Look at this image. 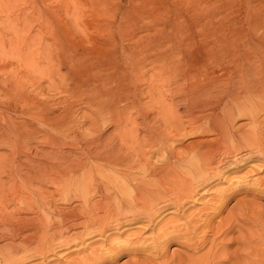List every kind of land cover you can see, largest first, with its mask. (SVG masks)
Masks as SVG:
<instances>
[{
  "label": "rangeland",
  "instance_id": "rangeland-1",
  "mask_svg": "<svg viewBox=\"0 0 264 264\" xmlns=\"http://www.w3.org/2000/svg\"><path fill=\"white\" fill-rule=\"evenodd\" d=\"M252 79L264 82V0H0V264H264V105L254 117ZM168 169L193 191L161 180ZM158 177L196 194L159 202L152 220L114 213L125 195L166 191ZM173 216L192 228L178 222V240L161 232Z\"/></svg>",
  "mask_w": 264,
  "mask_h": 264
},
{
  "label": "bare ground",
  "instance_id": "bare-ground-1",
  "mask_svg": "<svg viewBox=\"0 0 264 264\" xmlns=\"http://www.w3.org/2000/svg\"><path fill=\"white\" fill-rule=\"evenodd\" d=\"M247 58H249V56H248ZM247 58H246V59H247ZM241 67H242V66H241ZM253 70H254V69H253ZM245 72L247 73V71H245ZM240 73H241V68H240ZM248 73H250V71H248ZM247 75H248V74H247ZM253 75H255V74H253ZM248 76H250V74H249ZM244 77H245V76H244ZM241 78H242V77H241ZM251 78H252V74H251ZM247 79H250V78L248 77ZM245 82H247L245 85L248 86V90L250 91V92H248V96H249L251 93L254 94V96H255V95H258V94L260 95L259 102H255V101H253V100H254V96L252 95V96H253L252 104H249V105H253V106H254L253 108H255L254 111L251 110L252 115L255 117V116L259 113V111L261 110L262 105H264V101L262 102L263 104L260 103L261 98H263V95H262V94H263V92H264V82H263V81H255V80H253V79H252V80H248V81L246 80ZM261 82H262V83H261ZM244 87H245V86H244ZM262 90H263V91H262ZM234 95H235V94H234ZM244 95H245V93H244ZM236 96H237V95H236ZM250 96H251V95H250ZM243 97H244V96H243ZM255 98H256V96H255ZM246 99L249 100L248 97H247V98L245 97V100H246ZM238 100H240V99H238ZM245 100H243L242 103H239V107H238V104H237V107L239 108V111H240V112H244V111H245L244 109H245L247 106L249 107L248 104L246 105ZM240 101H241V100H240ZM261 101H262V100H261ZM233 102H237V100L235 101V99H234ZM191 103H192V102H191ZM248 103H250V102H248ZM240 105H241V107H240ZM228 106H229V105H228ZM226 107H227V106H226ZM248 107H247V108H248ZM229 108H230V107H229ZM238 108H237V110H238ZM247 108H246V109H247ZM250 108H251V107H250ZM262 108H263V107H262ZM230 109H231V108H230ZM232 109H233V108H232ZM234 109H235V108H234ZM234 109H233V110H234ZM248 109H249V108H248ZM263 109H264V108H263ZM226 110H227V109H226ZM245 112H246V111H245ZM247 112H248V111H247ZM168 114H169V113H168ZM231 114H232V113H231ZM241 114H242V113H241ZM177 116H178V115H177ZM250 116H251V115H250ZM254 117H252V118H254ZM253 124H254V123H253ZM257 127H258V126H257ZM260 130H261V129H260ZM161 131H162V130H161ZM254 131H255V130H254ZM219 132H220V134H221L222 136L225 137V139H229L230 141H235V140H236V139H235V137H236L235 135H236L237 133H235V132H231L229 128H224V127L219 128ZM245 132H246V133H245ZM251 132H252V130H251L250 132H248V133H247V131H244V137L247 138V139H249V140H251V141H252V142H251L252 144H253V142H254V143H257L256 146L259 147V145L261 144V141H256V142H255V140H256V135H257V134L255 133L256 135H254V134L251 133ZM256 132H257V131H256ZM239 133H240V132H239ZM241 133H242V132H241ZM249 133H250L251 135H250ZM218 134H219V133H218ZM175 135H176V134H175ZM239 135H240V134H239ZM242 135H243V133H242ZM151 138H152V137H151ZM168 138H169V137H168ZM174 138H175V137H174ZM152 140H153V139H152ZM167 140H170V139H167ZM242 140H245V139H242ZM257 140H258V139H257ZM242 142H243V141H242ZM244 142H245V141H244ZM149 143H151V142L149 141ZM247 143H249V142L247 141ZM231 144H233V142H232ZM240 144H241V143H240ZM243 144H244V143H243ZM243 144H241V145H243ZM234 145H235V144H234ZM234 145H231V146H234ZM238 146H240V145H238ZM249 146H250V144H249ZM254 146H255V144H253L252 147L254 148ZM262 146H263V145H262ZM219 147H220V146H219ZM222 147H223V146H222ZM243 147H244V146H243ZM247 147H248V146H247ZM166 148H167V147H166ZM233 148H234V147H233ZM250 148H251V147H250ZM212 149H213V148H212ZM218 149H219V148H218ZM224 149H225V148H224ZM226 149H227V147H226ZM231 149H232V148H231ZM255 149H256V148H255ZM257 149H258V148H257ZM257 149H256V150H257ZM258 151H259V150H257V152H258ZM261 151H262V150H261ZM263 151H264V147H263ZM207 152H208L207 155H209V154L211 155L214 151H207ZM230 152H232V151H230ZM253 152H254V151H253ZM257 152H256V153H257ZM93 153H94V152H93ZM171 153H172V152H171ZM260 153H261V152H260ZM263 153H264V152H263ZM214 154H215V153H214ZM94 155H95V154H94ZM171 155H172V154H171ZM204 155H205V154H204ZM204 155H203V156H204ZM210 155H209V156H210ZM250 155H251V154H250ZM261 155H262V154H261ZM173 156H174V155H173ZM174 157H175V156H174ZM174 157H173V158H174ZM262 157L264 158V156H262ZM166 158H167V157H166ZM188 158H189V157H188ZM101 159H102V158H101ZM180 159H181V158H180ZM109 160H110V159H109ZM176 160H177V159H176ZM110 162H112V164H113V163H115V164L119 163L118 159H116V160H111ZM53 163H54V162H53ZM105 163H106V162H105ZM115 164H114V165H115ZM184 164H185V163H184ZM206 165H207V164H206ZM168 166H169V165H168ZM187 166H188V165H187ZM192 166H193V165H192ZM192 166H189V168L192 167ZM211 166H212V165L207 166L208 169H207V168H206V169L209 170V167H211ZM193 167H194V166H193ZM199 167H200V166H199ZM56 168H57V167H56ZM110 168H111V167H110ZM170 168H171V167H170ZM212 168H213V167H212ZM66 169H67V168H66ZM171 169H172V168H171ZM190 169H191V171L194 169V171L192 172V174L195 173V171H197V172L199 173L198 176H200V175H201V172L203 171L202 169L198 168L197 166H196L195 168H190ZM55 170H56V169H55ZM58 170H60V169H58ZM172 170H173V169H172ZM201 170H202V171H201ZM187 171H188V168H187L186 172H187ZM191 171H190V172H191ZM204 171H205V169H204ZM55 172H56V171H55ZM64 172H65V171H64ZM64 172H63V173H64ZM176 172H178V171L170 172V170L168 169L167 172H165V173L163 172L164 175L162 174L163 178H162L161 180H165V181H167L168 183H169V182L172 183V182H174V181L176 182V181L180 180L179 182H181V183H180V184L182 185V186L180 185L181 187H183V186H185L186 184H188V181L186 182V178H185V177L183 178V176H184L183 174H185V175L188 174V175L191 176V174L189 173V171H188L187 173H183V174L180 173V172H178V173H176ZM58 173H59V174H60V173L63 174V173L60 172V171L57 172V174H58ZM202 173L204 174V172H202ZM64 174H65V173H64ZM196 174H197V173L194 174V175L196 176V178H195L196 180H197V178H199V179H200V178H203V177H197ZM205 174H207V173H205ZM208 174H209V173H208ZM130 176H131V175H130ZM201 176H202V175H201ZM126 177L128 178L129 175L126 176ZM186 177H188V176H186ZM205 177H206V176H205ZM127 178H126V179H127ZM132 178H133V177H132ZM160 178H161V177H160ZM157 179H158L157 181H158V183H159V181H160V180H159V177H158ZM181 179H182L183 181H181ZM184 179H185V180H184ZM187 179H189V178H187ZM129 180H130V182H131V179H130V178H129L127 181H129ZM191 180H192V179H191ZM201 180H202V179H201ZM123 181H125V178H124ZM142 181H143V180H142ZM165 181H164V183H165ZM204 181H205V180H204ZM204 181H203V182H204ZM160 182H162V181H160ZM194 182H195V181H194ZM197 182H198V181H197ZM255 182H256V181H255ZM122 183H123V182H122ZM125 183L130 184L129 182H126V181H125ZM164 183H162V184L164 185ZM171 183H170V184H171ZM241 183H242V182H241ZM123 184H124V183H123ZM162 184L159 183V185H162ZM170 184H169V185H170ZM176 184H178V182H177ZM176 184H173V186L175 185L176 187H179V186H177ZM189 184H190V183H189ZM192 184H193V183H192ZM144 185H145V184H144ZM166 185H167V184L164 185V188H165L166 191H161V192H159V193L156 192V193H157L156 195L154 194L155 192H144V191L141 192V191H140V192L136 193V194H137L136 197H135V195H133V197L131 198V199L134 198V203H131L132 200L129 199V198H130V195H129V197H128V195H125V193L123 192L124 195H125V197L127 198V200H126V199H124V200H126V202H128V203H130V204L123 205V204H121L122 201H120L121 203L118 201V203H119L120 205H119L118 203H117V205L120 206V212H115V211L113 210V208H112V210L114 211L115 214H116V213H117V214H121L122 216H123L124 214H127V213H128L127 211H131V213H129V214H132V217H130L131 220H132V219H133V220H134V219L137 220L139 217H142V218H143V217H147V218H149V220H152V219H153L152 217L155 216V213H156L155 211L160 210L161 207L164 206V205H163V206L159 205V204H160L159 202H162V203H163V201H164V203H165L167 200H169L170 203H171V201H173V202L175 203V202H177L178 200H181V199H183V198L186 199V197H189V196H192V195H193V192H192L193 189H191V188H193V187H191V184L188 185V186L186 185V186H187L188 189H190V190H192V191H181L180 189L178 190V188H177L178 191H175V190H174V191H173V190H172V191H168V189H166V187H167ZM171 185H172V184H171ZM165 186H166V187H165ZM173 186H172V187H173ZM192 186H193V185H192ZM121 187H122V186H121ZM160 187H161V186H160ZM168 187H169V186H168ZM170 187H171V186H170ZM260 187H261V186H260ZM142 188H143V187H142ZM119 189H120V188H119ZM172 189H173V188H172ZM184 189H186V188H184ZM120 190H121V189H120ZM143 190H144V189H143ZM161 190H163V189L161 188ZM186 190H187V189H186ZM85 193H86V192H85ZM106 193H107V195H109V194H108L109 192H106ZM117 193H118V192H117ZM123 193H120V194H123ZM195 194H196V192H195ZM195 194H194V195H195ZM80 195H81V194H80ZM89 195H90V194H89ZM89 195H88V196H89ZM102 195H103V194H102ZM114 195L116 196L115 193H114ZM114 195H113V196H114ZM124 195L122 196V198L124 197ZM194 195H193V196H194ZM66 196H67V195H66ZM68 196H69V195H68ZM82 196L84 197L85 200H89V201H90L89 197H88L86 194L81 195V198H83ZM103 196H104V195H103ZM117 196H119V194H118ZM117 196H116V197H117ZM64 197H65V196H64ZM106 198H107V197H106ZM65 199H66V197H65ZM104 199H105V198H104ZM107 199L112 200V199H110V197L107 198ZM119 199H121V197H120ZM105 200H106V199H105ZM121 200H122V199H121ZM129 200H130V202H129ZM187 200H188V198H187ZM101 201H102V200H101ZM107 201H108V200H107ZM115 201H116V200H115ZM115 201H114V202H115ZM181 201H182V200H181ZM183 201H184V200H183ZM97 202H98V201H97ZM112 202H113V201H112ZM179 202H180V201H179ZM179 202H177V203H179ZM85 203H86V202H85ZM89 203H90V202H89ZM100 203H102V204L97 205V208H100V210L98 209L99 211H101V209H106V208L108 207V205H109L110 202H108V203L106 202V204H103V201H102V202H100ZM104 203H105V202H104ZM139 203H140V204H139ZM162 203H161V204H162ZM164 203H163V204H164ZM167 203H168V202H167ZM86 204H87V203H86ZM86 204H85V205H86ZM94 204H95V203H94ZM96 204H97V203H96ZM135 204H136V205H135ZM171 204H172V203H171ZM181 204H183V203H181ZM181 204L179 203L180 206H181ZM221 204H222V203H221ZM115 205H116V204H115ZM115 205H114V208L117 209V211H119V207H117V205H116V207H115ZM137 205H139V206H137ZM157 205L160 206V209H158L159 207H158ZM83 206H84V205H83ZM95 206H96V205H95ZM136 206H137V207H136ZM165 206H167V205H165ZM168 206H169V204H168ZM177 206H178V205H177ZM183 206H184V205H183ZM87 207H88V205L85 206V208H87ZM89 207H90V204H89ZM112 207H113V205H112ZM173 207H174V204H173ZM175 207H176V206H175ZM178 207H179V206H178ZM77 208H78V207H77ZM95 208H96V207H95ZM97 208H96V209H97ZM109 208H110V207H109ZM109 208H107V209L109 210ZM163 208H164V207H163ZM176 208H177V207H176ZM182 208H183V207H182ZM213 208H214V207H213ZM50 209H51V208H50ZM64 209H66V208H64ZM83 209H84V208H81L80 210L83 211ZM92 209H93V207H92ZM96 209H95V211H96ZM217 209H218V208H217ZM84 210H85V209H84ZM98 210H97V211H98ZM126 210H127V211H126ZM70 211H71V210H70ZM85 211H86V210H85ZM85 211H84V212H85ZM97 211H96V212H97ZM105 211H106V210H105ZM105 211H104V213H105ZM110 211H111V208H110ZM110 211H109V212H110ZM160 211H161V210H160ZM160 211H159V213H160ZM86 212H88V210H87ZM90 212H91V211H90ZM96 212H95V213H96ZM109 212H108V213H109ZM161 212H162V211H161ZM80 213H81V212H80ZM92 213H94V212H92ZM95 213H94V214H95ZM104 213H103V214H104ZM111 213H113V212H111ZM195 213H196V212H195ZM49 214H50V213H49ZM81 214H82V213H81ZM87 214H89V212H88ZM94 214H93V215H94ZM100 214H101V213H100ZM100 214L97 213V215H100ZM103 214H102L101 216H103ZM117 214H116V215H117ZM156 214H157V213H156ZM175 214H176V213H175ZM93 215H92V217H93ZM97 215H96V216H97ZM183 215H184V214H182L181 216H183ZM196 215H197V214H196ZM56 216H57V215H56ZM72 216H73V215H72ZM82 216H83V215H82ZM88 216H89V215H88ZM94 216H95V215H94ZM119 216H120V215H119ZM119 216H116V219H118ZM179 216H180V215H179ZM181 216H180V217H181ZM188 216H189V215H188ZM191 216H192V215H191ZM191 216H189L190 219L193 217V216H192V217H191ZM194 216H195V215H194ZM241 216H242V215H241ZM47 217H48V216H47ZM58 217H60V216H58ZM90 217H91V216H90ZM90 217H89V219H90ZM97 217H98V216H97ZM99 217H100V216H99ZM99 217H98V220H99ZM107 217H108V216H107V211H106V216H105V218L107 219ZM111 217H112V216H111ZM111 217H110V218H111ZM173 217H174V216H173ZM176 217H178V215H177ZM197 217H199V216H197ZM87 218H88V217H87ZM94 218H95V217H94ZM94 218H93V219H94ZM121 218L123 219V217H121ZM127 218H128V217H127ZM127 218H124V221H125V219H127ZM91 219H92V218H91ZM106 219L104 220V219L102 218V219H100L99 221L95 219L94 221H98V224H99V225L96 226V228L99 226V227H101V229H102V228L107 229V227H106V226H107V222H106L107 220H106ZM113 219H114V216H113ZM113 219H112V220H113ZM130 219H129V220H130ZM140 219H141V218H140ZM154 219H156V218H154ZM180 219H183V217H181ZM180 219L174 217L173 219L169 220L170 225H169V226L166 225V226H167V230L165 229V226H164V227L161 226V227H163L162 230H161V232L166 231L165 234H166L167 236H169V237H166V235L162 234L161 232H158V233H160L161 236L164 235V236H165L166 238H168V239H169V238H172V236L176 235L175 232H176V230H177V228H178V226H179L178 222L181 223V221H183V220H180ZM188 219H189V218H188ZM190 219H189V220H190ZM195 219H196V217H195ZM207 219H208V218H207ZM210 219H211V218H210ZM210 219H209V220H210ZM46 220H47V219H46ZM114 220H115V219H114ZM120 220H121V219H120ZM127 220H128V219H127ZM136 220H135V221H136ZM147 220H148V219H147ZM178 220H180V221H178ZM192 220L194 221V219H192ZM192 220H190V222H191ZM196 220H197V219H196ZM199 220H201V218H200ZM205 220H206V217H205ZM205 220H204V221H205ZM230 220H231V219H230ZM39 221H40V220H39ZM87 221H88V220H87ZM89 221H91V220H89ZM92 221H93V220H92ZM122 221H123V220H122ZM135 221H131V222L133 223V222H135ZM140 221H141V220H140ZM144 221H145V219H144ZM167 221H168V220H167ZM185 221H186V220H185ZM185 221H183V222H185ZM193 221H192L191 223H193ZM197 221H198V220H197ZM197 221H196V223H197ZM202 221H203V220H202ZM206 221H208V220H206ZM64 222H65V221H64ZM117 222H119V221H117ZM117 222H114L113 224H116ZM129 222H130V221H129ZM146 222H148V221H146ZM149 222H151V221H149ZM161 222H162V221H161ZM169 222H168V223H169ZM183 222H182V223H183ZM186 222H187V221H186ZM190 222H189V223H190ZM225 222H226V221H225ZM72 223H73V222H72ZM111 223H112V222H111ZM111 223H110L109 225H111ZM119 223H120V222H119ZM119 223H118V224H119ZM125 223H126V222H125ZM135 223H136V222H135ZM143 223H144V222H143ZM152 223H154V222H152ZM157 223H158V225H159V222H158V221H157ZM168 223H167V224H168ZM182 223H181V225L183 226L184 223H183V224H182ZM199 223H201V221H199ZM199 223H198V224H199ZM208 223H209V222H208ZM231 223H232V222H231ZM231 223H230V224H231ZM233 223H234V221H233ZM41 224H43V223H40L39 227L41 226ZM45 224H46V222H45ZM47 224H48V220H47ZM49 224H50V223H49ZM94 224H95V222L92 223L93 226H94ZM113 224H112V226H113ZM120 224H121V223H120ZM127 224H128V223H127ZM137 224H138V223H137ZM137 224H136V225H137ZM154 224H155V223H154ZM160 224H161V223H160ZM187 224H188V223H187ZM204 224H205V222H204ZM209 224H210V223H209ZM211 224H212V223H211ZM226 224H229V222L226 223ZM148 225H149V224H148ZM181 225H180V226H181ZM193 225H194V223H193ZM195 225H196V224H195ZM200 225H201V224H200ZM200 225H198V226H200ZM206 225H207V224H206ZM232 225H233V224H231V226H232ZM234 225H235V224H234ZM93 226H92V227H93ZM154 226H155V225H154ZM156 226H157V224H156ZM159 226H160V225H159ZM182 226H181V227H182ZM185 226H186V223H185ZM198 226H197V227H198ZM201 226H202V225H201ZM207 226H208V225H207ZM220 226H221V225H220ZM223 226H225V225H223ZM42 227H43V229H46V230H47V228H45L44 226H42ZM42 227H40V228L42 229ZM119 227H120V226H119ZM141 227H142V226H141ZM144 227H146V226H144ZM157 227H158V226H157ZM157 227H156V228H157ZM161 227H159V229H161ZM171 227H173V230H172V229H171V230H168V229L171 228ZM183 227H184V226H183ZM183 227H182V228L179 227V228L182 229L184 232H185V229H186V228H188V230L190 229V228H189V225H187L186 228L184 227L185 229H184ZM190 227H192V226H190ZM221 227H222V226H221ZM225 227H226V226H225ZM228 227H229V226H228ZM234 227H235V226H234ZM93 228H94V227H93ZM201 228H202V227H201ZM218 228H219V227H218ZM223 228H224V227H223ZM223 228H221V230H222ZM232 228H233V227H232ZM17 229H18V228H17ZM17 229H16V230H17ZM38 229H39V228H38ZM51 229H52V228H51ZM159 229H157V230H159ZM163 229H164V231H163ZM174 229H175V231H174ZM180 229H179V230H180ZM194 229H196V227H194ZM194 229H193V230H194ZM198 229H199V228H198ZM198 229H197V230H198ZM216 229H217V228H216ZM225 229H227V228H225ZM16 230H15V231H16ZM19 230H20V229H19ZM57 230H58V229H57ZM103 230H104V229H103ZM114 230H115V229H114ZM188 230L186 231V233L188 232ZM190 230H192V228H191ZM197 230H196V231H197ZM219 230H220V228H219ZM233 230H234V228H233ZM40 231H43V230H40ZM40 231H39V232H40ZM53 231H54V230H53ZM53 231H52V232H53ZM138 231H139V230H138ZM180 231H181V230H180ZM216 231H218V230H216ZM223 231H224V232L221 233V234H224V233H225V230H223ZM227 231H228V230H227ZM16 232H18V230H17ZM85 232H86V231H85ZM87 232L90 234V231H87ZM96 232H97V231H96ZM96 232H95V233H96ZM104 232H106V231H104ZM141 232H142V231H141ZM192 232H193V231H191V234H192ZM220 232H221V231H220ZM46 233H48V232H46ZM177 233H178V231H177ZM179 233H181V232H179ZM182 233H183V232H182ZM186 233H185V234H186ZM189 233H190V231H189ZM194 233H195V232H194ZM202 233H203V232H202ZM217 233H218V232H217ZM39 234H41V233H39ZM89 234H87V235L89 236ZM91 234H92V233H91ZM133 234H134V233H133ZM137 234H138V233H137ZM185 234H183V235H185ZM195 234H196V233H195ZM215 234H216V233H215ZM31 235H32V234H31ZM34 235H35V234H34ZM43 235H45V234H43ZM43 235H42V236H43ZM46 235H47V234H46ZM46 235H45V236H46ZM85 235H86V233H85ZM85 235H84V237H85ZM87 235H86V237H87ZM138 235H139V234H138ZM183 235H182V236H183ZM224 235H225V234H224ZM226 235H227V234H226ZM40 236H41V235H40ZM48 236H49V235H48ZM134 236H135V235H134ZM139 236H140V235H139ZM139 236H138V237H139ZM157 236H158V237H157ZM157 236H156V237L159 238V234H158ZM161 236H160V237H161ZM164 236H163V237H164ZM176 236H177V235H176ZM176 236H174V237H175V240L177 239ZM178 236H179V235H178ZM185 236H187V234H186ZM37 237H38V236H37ZM76 237H77V235H76ZM76 237H74L73 240L75 239V240L78 241V239H76ZM79 237H80V233H79ZM147 237H148V236H147ZM179 237H180V236H179ZM179 237H178V238H179ZM217 237H218V236H217ZM41 238H42V237H41ZM44 238H46V237H44ZM55 238H56V237H55ZM129 238H130V237H129ZM141 238H142V237H141ZM157 238L155 239V241L157 240L156 242H157V244H158L159 242H158V239H157ZM161 238H162V237H161ZM187 238H188V237H187ZM187 238H185V239H187ZM136 239H137L138 241L141 240V239L135 238V239H134V242H135V243H136V241H137ZM147 239H148V238H147ZM151 239H152V241H153V238H151ZM168 239H166V240H168ZM172 239H174V238H172ZM172 239H171V240H172ZM204 239H205V238H204ZM204 239H203V240H204ZM239 239H241V238H239ZM64 240H65V239H64ZM122 240H123V239H122ZM128 240H129V239H128ZM130 240H131V239H130ZM135 240H136V241H135ZM162 240L165 241L164 239H162ZM162 240H161V241H162ZM177 240H178V239H177ZM179 240H180V238H179ZM187 240H188V239H187ZM187 240H186V241H187ZM190 240H191V238H190ZM192 240H193V239H192ZM192 240H191V241H192ZM45 241H46V240H45ZM58 241H59V240H58ZM120 241H121V240H120ZM124 241H125V239H124ZM131 241H132V240H131ZM131 241H129V242H131ZM138 241H137V243H138ZM141 241H145L144 238H143V240H141ZM152 241H151V242H152ZM163 241H162V242H163ZM188 241H189V240H188ZM24 242H25V241H24ZM27 242H28V241H26V243H27ZM46 242H47V241H46ZM49 242L52 243L53 240H52V241L50 240ZM65 242H66V241H65ZM65 242H64V243H65ZM118 242H119V239H118ZM121 242H122V241H121ZM149 242H150V241H149ZM166 242H167V241H165V244H166ZM199 242H200V241H199ZM202 242H203V241H202ZM212 242H213V241H212ZM20 243H21V242H20ZM28 243H29V242H28ZM28 243H27V244H28ZM125 243H126V241H125ZM125 243H124V245H126ZM131 243L133 244V242H131ZM139 243L142 244V242H140V241H139ZM145 243H147V242L145 241ZM204 243H205V242H204ZM38 244H39V243H38ZM47 244H48V242H47ZM68 244H69V242H68ZM119 244H121V243H119ZM119 244H118V245H119ZM132 244H131V245H132ZM143 244H144V243H143ZM154 244H155V243H154ZM21 245H22V244H21ZM48 245H49V244H48ZM60 245H61V244H60ZM65 245H67V243H66ZM111 245H112V244H110L108 247H111ZM122 245H123V244H121V246H122ZM127 245H128V243H127ZM134 245H136V244H134ZM200 245H202V244H200ZM50 246H51V248H52V245H51V244H50ZM116 246H117V245H116ZM145 246H146V245H145ZM155 246H156V245H155ZM13 247H14V246H13ZM24 247H25V246H24ZM26 247H27V246H26ZM28 247H29V246H28ZM112 247L114 248V245H112ZM123 247H127V246H123ZM130 247H131V246H130ZM135 247H137V246H135ZM135 247H133V248H135ZM139 247H140V246H139ZM142 247L144 248V246H142ZM191 247H192V246H191ZM14 248L16 249V247H14ZM14 248H13V249H14ZM21 248H22V247H21ZM21 248H20V249H21ZM49 248H50V247H48V248H46V249L49 250ZM53 248H54V246H53ZM113 248H111V249H113ZM128 248H129V247H128ZM133 248H131V250H132ZM159 248H160V247H159ZM247 248H248V247H247ZM17 249H18V248H17ZM17 249H16V250H17ZM54 249H55V248H54ZM91 249H92V248H91ZM100 249H101V248H100ZM100 249H99V250H100ZM107 249H108V248H107ZM136 249H139V248H136ZM136 249H135V250H136ZM146 249H147V248H146ZM22 250H23V249H22ZM37 250H38V249H37ZM50 250H51V249H50ZM102 250H103V249H102ZM118 250H119V249H118ZM144 250H145V249H144ZM115 251H116V250H115ZM124 251H127V250H124ZM136 251H137V250H136ZM217 251H218V250H217ZM101 252L103 253V251H101ZM101 252H100V253H101ZM116 252H117V251H116ZM118 252H119V251H118ZM132 252H133V251H132ZM134 252H135V251H134ZM244 252H245V251H244ZM249 252H250V251H249ZM95 253H96V251H95ZM112 253H113V251H112ZM114 253H115V252H114ZM194 253H195V252H194ZM245 253H246V252H245ZM14 254H15V253H14ZM42 254H43V253H42ZM42 254H40V255H42ZM110 254H111V253H110ZM110 254H109V255H110ZM242 254H243V253H242ZM17 255H18V254H17ZM98 255H99V254H98ZM106 255H107V254H106ZM106 255H105V256H106ZM112 255H113V254H112ZM249 255H250V253H249ZM115 256H116V255H115ZM191 256H192V254H191ZM15 257H16V256H15ZM97 257H98V259H100V258H99L100 256H97ZM97 257H96V259H97ZM113 257H114V256H113ZM187 257H188V256H187ZM197 257H199V256H197ZM4 258H6V257H4ZM23 258L25 259V257H22V259H23ZM26 258H28V257H26ZM86 258H87V257H86ZM86 258H85V260H86ZM94 258H95V257H94ZM108 258H109V257H108ZM189 258H191V257L189 256L187 259H189ZM204 258H205V257H204ZM248 258H249V257H248ZM248 258H247V259H248ZM6 259H7V260H4L5 264H6V262H7V263H11V262H12V263H13L15 260H16V262L18 261L17 258H15V260H14V257H11V256H7ZM24 259H23V260H24ZM87 259H88V258H87ZM183 259H184V257H183ZM183 259H182V260H183ZM193 259H194V256H193ZM198 259H200V258H198ZM223 259H224V258H223ZM20 260H21V259H20ZM85 260H84V261H85ZM91 260H92V259L90 258L89 261H91ZM189 260H190V259H189ZM189 260L186 261V264H190V263H191ZM194 260L196 261V259H194ZM194 260H193V261H194ZM74 261H75V260H74ZM188 261H189V263H187ZM191 261H192V260H191ZM201 261H202V260H201ZM226 261H227V260H226ZM16 262H15V263H16ZM76 262H80V261H76ZM81 262H82V261H81ZM86 262H87V261H86ZM183 262H184V261H183ZM197 262L199 263V260H198ZM197 262H195V263L192 262V263H193V264H198ZM204 262H205V261L203 260V264H204ZM84 263H85V262H84ZM87 263H88V262H87ZM89 263H90V262H89ZM91 263H92V262H91ZM184 263H185V262H184ZM200 263H201V262H200ZM200 263H199V264H200ZM249 263H251V262H249ZM1 264H2V263H1ZM73 264H74V263H73ZM77 264H79V263H77ZM148 264H149V263H148ZM153 264H155V263H153ZM156 264H157V263H156ZM168 264H169V263H168ZM180 264H182V263H180ZM252 264H253V263H252Z\"/></svg>",
  "mask_w": 264,
  "mask_h": 264
}]
</instances>
